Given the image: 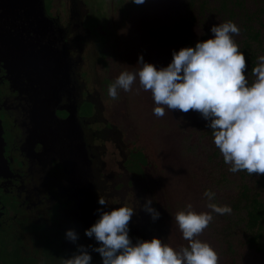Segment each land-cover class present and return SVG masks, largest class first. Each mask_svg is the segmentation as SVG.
I'll use <instances>...</instances> for the list:
<instances>
[{
	"label": "flooded vegetation",
	"instance_id": "obj_1",
	"mask_svg": "<svg viewBox=\"0 0 264 264\" xmlns=\"http://www.w3.org/2000/svg\"><path fill=\"white\" fill-rule=\"evenodd\" d=\"M85 7L81 0H66L65 9L53 15L61 21L55 35L65 52L53 79L34 76L28 65L0 55V264H64L78 245L98 246L85 229L98 218V208L125 205L128 191L135 198L129 221L133 242L168 239L161 216L153 225L142 208L147 198L155 204L141 180L146 171L134 167L146 169V157L138 152L136 161L133 154L127 168L119 162V101L107 95L110 83L92 77ZM2 26L10 31L9 23ZM99 196L107 205H99ZM68 229L79 234L75 243L66 239ZM88 251L92 264H102L99 253Z\"/></svg>",
	"mask_w": 264,
	"mask_h": 264
},
{
	"label": "rangeland",
	"instance_id": "obj_2",
	"mask_svg": "<svg viewBox=\"0 0 264 264\" xmlns=\"http://www.w3.org/2000/svg\"><path fill=\"white\" fill-rule=\"evenodd\" d=\"M82 1L86 4L82 23L84 21L92 31V36L87 38L86 55L92 77L104 84H111L122 71L138 69L141 54L146 62L157 68L167 66L174 50L194 47L197 41L213 35L210 31L213 24L230 20L215 11L220 0ZM262 1L248 0V8L259 9ZM77 3L80 7L79 1ZM45 5L48 15L55 18L56 12L65 9L66 0H45ZM234 39L239 43L242 37L236 35ZM247 79L251 83L255 77L249 75ZM132 88L131 92L118 89V97L113 100L119 101L122 133L119 162L124 160L125 164L133 154L136 160L138 152L146 157V169L144 165L134 167L146 171L145 175L141 174V180L152 191L154 207L164 222L162 228L168 236L164 242L179 249L188 242L175 222L176 212L188 203L196 211H211L203 196L206 189L215 192L213 202L230 205L229 196L236 192L239 179L228 171L230 166L224 163L213 143L211 129L199 112L166 109L164 116L157 117L152 112L155 105L151 93L140 89L138 80ZM119 172H122L120 167ZM141 180L136 182L144 194L147 190L142 187ZM123 194L119 191V203ZM127 198L126 205L132 208L133 192L128 191ZM213 215L212 222L198 238L217 251L219 264H264V259L244 244L242 213L239 216L233 211Z\"/></svg>",
	"mask_w": 264,
	"mask_h": 264
},
{
	"label": "clouds",
	"instance_id": "obj_3",
	"mask_svg": "<svg viewBox=\"0 0 264 264\" xmlns=\"http://www.w3.org/2000/svg\"><path fill=\"white\" fill-rule=\"evenodd\" d=\"M210 31L213 35L197 41L194 47L174 50L165 67L157 68L141 54L137 62L140 67L122 71L109 84L107 95L115 100L118 89L131 92L138 80L139 88L151 93L155 116H164L166 109L200 113L211 129L213 143L224 163L230 166L229 172L264 174V55L257 57L251 69L255 79L249 83L245 53L234 39L240 33L238 25L228 20L213 24ZM215 195L210 189L203 193L211 211H196L188 203L176 212L175 222L188 242L179 249L155 236L137 238L134 243L129 235V221L135 211L126 204L111 210L98 208V218L84 233L94 237L98 246L78 245L76 252L64 259V264H92L89 247L100 254L102 264H219L217 251L198 238L212 222L213 214L232 212L230 205L213 202ZM98 203L107 205L100 196ZM142 208L153 220L159 218L160 212L152 207L150 198ZM65 236L73 243L79 238L75 229L66 230Z\"/></svg>",
	"mask_w": 264,
	"mask_h": 264
},
{
	"label": "water",
	"instance_id": "obj_4",
	"mask_svg": "<svg viewBox=\"0 0 264 264\" xmlns=\"http://www.w3.org/2000/svg\"><path fill=\"white\" fill-rule=\"evenodd\" d=\"M60 22L48 15L45 0H0V24L9 23L13 27V31L0 27V55L10 57L13 64L19 61L28 65L34 76L39 73L45 80L53 79L61 71L59 65L65 55L60 38L55 35ZM20 23L25 26L16 25ZM1 131L0 120V150Z\"/></svg>",
	"mask_w": 264,
	"mask_h": 264
},
{
	"label": "trees",
	"instance_id": "obj_5",
	"mask_svg": "<svg viewBox=\"0 0 264 264\" xmlns=\"http://www.w3.org/2000/svg\"><path fill=\"white\" fill-rule=\"evenodd\" d=\"M247 1L220 0L215 11L226 15L240 28L242 39L236 43L245 53L246 76H249L252 75L251 69L256 65L257 57L264 52V0L257 10H250ZM231 174L238 177L239 186L229 196V202L233 212L244 216V244L264 259V174L249 175L246 171Z\"/></svg>",
	"mask_w": 264,
	"mask_h": 264
},
{
	"label": "bare ground",
	"instance_id": "obj_6",
	"mask_svg": "<svg viewBox=\"0 0 264 264\" xmlns=\"http://www.w3.org/2000/svg\"><path fill=\"white\" fill-rule=\"evenodd\" d=\"M16 25H18V26H20V27H24L25 25H23L22 23H20V24H16ZM9 28H10V31H13L12 29H13V27H12V24H9ZM21 30V29H20ZM21 33H22V31H21Z\"/></svg>",
	"mask_w": 264,
	"mask_h": 264
}]
</instances>
